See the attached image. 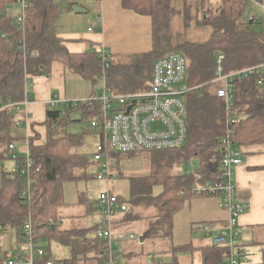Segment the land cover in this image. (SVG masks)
<instances>
[{"label": "trees", "instance_id": "obj_1", "mask_svg": "<svg viewBox=\"0 0 264 264\" xmlns=\"http://www.w3.org/2000/svg\"><path fill=\"white\" fill-rule=\"evenodd\" d=\"M17 2L0 0V160L14 159L10 146L21 140L14 133V107L8 104L27 98L29 76L49 75L52 64L60 62L68 71L90 81L93 93L104 74L106 86L113 93H137L150 89L156 61L180 52L189 61L186 78L189 91L185 95L187 141L181 148L151 151L150 172L129 178V199L118 195L121 202L127 203L128 210L116 219L115 225L132 232V228L141 224L140 236L136 235L133 240L138 242L139 250L125 253L126 258L143 254L147 257L149 252L177 254L200 249L204 264H224L229 246L217 245L213 240L201 247L193 244L174 246L172 236L175 215L187 200L201 195L195 191V186L220 177L222 139L226 134L228 115L225 100L211 91L216 77L217 54L225 55L226 74L264 63L263 23L255 17L246 18L247 1L123 0L125 8L152 17L153 48L129 57L128 62L110 55L106 70L100 51L73 53L59 37L57 22L64 9L57 1L31 0L23 22L17 19ZM9 7L11 11H6ZM181 16L183 21H180ZM194 25L210 27V36L203 42L189 40L186 31ZM36 52L39 55H35ZM261 79L263 83H260ZM232 86L231 113L238 119L235 143L246 153H254L253 147H264V73L236 79ZM76 111H82L85 117L90 114L86 106L48 107L44 137L35 131L29 137L32 161L29 177L34 181L30 204L22 195L28 187V176L22 174V168L26 167L24 155L18 152L17 171H4L0 187V228H14L24 239L23 225L31 217L40 246L43 247L44 240H56L70 248L71 256L59 264H105L108 245L97 237V224L84 226L78 223L79 219L99 210L98 202L81 194L78 204L85 208L82 215L62 212L68 205L64 184L87 179V170L92 164L86 154L75 150L83 144L85 133L67 130L76 121L70 118ZM195 160L199 166L193 173L182 169L183 165ZM158 186L162 191L156 193ZM64 220L66 227H63ZM258 229L257 234L262 239L254 238L251 245L260 246L261 261L258 264H264V225ZM147 245L152 246L150 251H147ZM49 259L52 255L46 249V255L39 258L38 263H46Z\"/></svg>", "mask_w": 264, "mask_h": 264}, {"label": "built area", "instance_id": "obj_2", "mask_svg": "<svg viewBox=\"0 0 264 264\" xmlns=\"http://www.w3.org/2000/svg\"><path fill=\"white\" fill-rule=\"evenodd\" d=\"M247 3L251 0H246ZM256 1L263 10L261 16H255L263 23L264 29V0ZM31 0H18L17 7L19 15L18 22L25 19L26 9ZM11 7L6 11H11ZM250 19H253L251 17ZM94 26H90L93 30ZM35 55H39L38 52ZM110 53L107 49L100 50V58L105 63L104 69L109 67ZM223 53L217 54L216 77L212 82L211 91L213 95L225 100L227 110V129L222 139L223 157L220 164V177L217 180L198 184L195 191L201 195L216 196L220 199V206L229 214L224 227L214 230L213 242L217 245L229 246L230 252L224 264H254L249 251L237 243L240 233V216L248 209V205L242 203L237 197V186L235 180V169L242 164V152L235 143V124L237 118L232 111V83L260 72L264 73V63L243 68L232 73H224ZM189 61L180 52H173L159 59L154 64L153 80L149 90L137 93L115 94L106 86V76H102L105 85L104 90L98 94L65 100L61 106L89 107L90 114L86 117L93 129L100 131L102 141L98 145L93 163L99 166L96 177L112 181L113 169L110 165V151L118 153H133L140 150L159 151L177 149L185 145L188 138L187 113L188 106L185 95L189 91L186 78ZM28 82V80H27ZM263 83V79L260 80ZM27 98L21 102H9L14 107L16 121L14 128L19 129L23 121L18 118ZM52 107H58V102L51 103ZM131 107V109H129ZM25 168L22 174L28 176V187L23 191V197L27 203H31V185L34 181L29 177L31 165L29 153V140L25 142ZM13 158L17 159V144H12ZM199 166L198 161L187 163V173H193ZM19 169L16 165L13 171ZM99 212L101 219L97 223L96 235L108 245V258L105 264H121L120 244L124 241H133L136 234L115 225L116 219L128 210L127 203L120 201L119 196L111 190L102 193L99 198ZM211 231V227H206ZM24 246L14 255L7 259L4 264H39L38 259L46 255V249L38 244L36 231L33 227L31 217H28L23 225ZM42 264H55L52 259ZM146 264H159L155 256L148 255Z\"/></svg>", "mask_w": 264, "mask_h": 264}, {"label": "crops", "instance_id": "obj_3", "mask_svg": "<svg viewBox=\"0 0 264 264\" xmlns=\"http://www.w3.org/2000/svg\"><path fill=\"white\" fill-rule=\"evenodd\" d=\"M55 1L60 6L63 5L64 9L57 22V33L73 53L107 49L112 57L119 60L151 51L153 48L152 17L125 8L123 0ZM91 25L94 26L93 30H90ZM68 80H84L86 83L83 91L70 92L66 85ZM87 84H90L91 88ZM92 91L90 81L68 71L60 62L52 64L49 75L29 76L26 89L28 100L18 117L23 123L19 129L14 128V132H20V135L21 128H24L26 134L19 135L21 137L19 142L23 143L24 147L19 149L18 142L16 147L18 152L25 151V142L34 131L42 133L44 137L46 133L44 121L51 103L58 102L60 107L65 100L85 98L92 95ZM237 148L242 152V164L235 169L237 197L248 205V209L239 219L240 233L237 243L249 251L253 246L251 243L255 238L254 234L260 231L258 227L264 225V147L260 145L251 148L256 151L254 153H246L244 149ZM7 161L0 160V187L4 171H9L6 168ZM228 216V212L220 206V199L216 196L199 195L187 200L183 209L174 217L172 244L174 246L193 244L196 247L211 244L215 231L226 225ZM207 226L211 227V231H207ZM23 242L24 239L14 228H0V264H4L21 249ZM134 249L139 250V245L135 244V241H124L120 244L121 264H146L147 254L125 257V253ZM146 249L150 251L152 246L147 245ZM149 253L155 256L159 264H204L200 249L177 254L171 251ZM249 253L251 255L250 251Z\"/></svg>", "mask_w": 264, "mask_h": 264}, {"label": "rangeland", "instance_id": "obj_4", "mask_svg": "<svg viewBox=\"0 0 264 264\" xmlns=\"http://www.w3.org/2000/svg\"><path fill=\"white\" fill-rule=\"evenodd\" d=\"M263 14V10L261 6L254 0H251L246 5V18H251L255 16H261ZM180 21H183V16L180 17ZM182 27V26H181ZM188 35L187 38L189 40L195 42H203L205 41L211 34V28L207 26H192L188 31H186ZM122 62L130 61L129 56L123 59H119ZM78 79V78H74ZM85 81L81 80H68L66 85L70 89L72 93H80L83 91ZM89 88H91L90 84H87ZM104 79H99L96 85V91L100 94L104 90ZM92 89H94L92 85ZM93 92V91H92ZM70 118L72 120H76L71 123L67 130L70 133H85L84 142L82 145L75 148L77 152L84 153L88 156L89 160L91 161V166L87 170V179H82L78 181H69L64 184V194H65V201L68 204L66 207L62 209L63 214L65 215H82L85 212V208L78 204L79 196L81 194L87 195L89 199L99 201L100 195L102 193H106L108 191H112L114 194L121 195L125 199H129L131 195V188H130V177L134 176H143L150 172V157L151 151L142 150L133 155L128 153H118L115 151H110V165L113 169L114 177L112 181H108L107 179H98L96 177L97 171L99 170V166L93 163L94 160V153L102 141V136L99 130H95L91 127L90 122L86 119L82 111H76L71 114ZM22 132H14L17 137L24 136L25 129L21 128ZM20 130V131H21ZM23 133V134H22ZM20 135V136H19ZM19 149L24 147V144L19 142L18 144ZM24 157L27 156L25 151L21 152ZM17 162L15 159H10L6 162V168L9 171H12ZM197 168V167H196ZM182 169H188L187 165H183ZM121 174V176L119 175ZM162 191V187L158 186L155 188V192L159 193ZM99 208V203L96 205ZM101 219V214L99 210L93 212L82 219L78 220V223L83 224L84 226H93L98 223ZM139 225V226H138ZM67 226V222L63 221V227ZM141 224H137L134 228H132V232H134L137 237L140 236V228ZM255 238L258 237L262 239V236L258 235L257 233L254 234ZM254 237V236H253ZM252 237V238H253ZM238 240V238H237ZM138 243L135 241V244ZM16 244V242H15ZM44 248L50 251L52 255V260L55 264H59L61 260L69 258L71 256L70 248L56 240H44L42 242ZM18 244L16 245V247ZM24 246V242L21 244ZM249 251L251 252V259L254 264H258L261 261V248L258 245H253L250 247Z\"/></svg>", "mask_w": 264, "mask_h": 264}, {"label": "water", "instance_id": "obj_5", "mask_svg": "<svg viewBox=\"0 0 264 264\" xmlns=\"http://www.w3.org/2000/svg\"><path fill=\"white\" fill-rule=\"evenodd\" d=\"M62 6H63V5H61V8H63ZM129 109H131V107H130Z\"/></svg>", "mask_w": 264, "mask_h": 264}]
</instances>
